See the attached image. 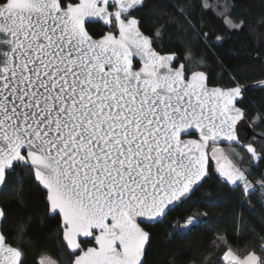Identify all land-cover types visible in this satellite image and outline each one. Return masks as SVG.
Here are the masks:
<instances>
[{
	"label": "snow or ice",
	"instance_id": "6c2138e0",
	"mask_svg": "<svg viewBox=\"0 0 264 264\" xmlns=\"http://www.w3.org/2000/svg\"><path fill=\"white\" fill-rule=\"evenodd\" d=\"M146 7L145 0H0V193L19 202L17 180L42 192L68 264H146L148 227L191 198L213 175V161L242 204L260 192L264 209V174L252 179L249 170L264 162V144L244 146L249 168L213 147L221 138L239 142L236 125L247 112L238 103L250 86L235 78L215 84L202 69L198 45L210 48L212 39L190 13L212 7L158 3L150 7L163 12L150 30L137 15ZM232 12L228 0L217 6L225 29L244 30L246 19ZM173 29L185 38L182 50L162 52L157 41ZM251 87L264 91V79ZM255 119L264 122V112ZM190 130L198 138L186 139ZM8 218L0 207V264H28ZM30 227V216L16 218L19 237ZM258 228L251 231L259 240L244 250L218 234L213 246L225 249L216 264H264V222ZM38 264L59 262L44 255Z\"/></svg>",
	"mask_w": 264,
	"mask_h": 264
},
{
	"label": "trees",
	"instance_id": "16d2710c",
	"mask_svg": "<svg viewBox=\"0 0 264 264\" xmlns=\"http://www.w3.org/2000/svg\"><path fill=\"white\" fill-rule=\"evenodd\" d=\"M178 0H145V10L137 12L143 18L145 29H152L158 14L163 9H152L158 3H163L171 9V4ZM189 4H201L204 0H179ZM212 10L200 7L192 9L190 15L199 21V26L209 31L212 46L205 48L198 45L202 57V69L210 76L215 84L229 85L233 78L242 84L249 85L248 91L238 103L247 112V122L250 124L253 136L244 144H223L227 151L233 153L237 162L243 168H249L247 159V144L262 145L264 140V122L255 119L258 113L264 112V91L251 87L257 79H264V0H228L232 6V15L244 18L247 26L244 30H228L220 23L216 14L217 6L224 0H206ZM176 29L163 35L158 41L162 52L182 50L183 36L176 35ZM187 31V29H185ZM221 37L217 40L216 37ZM244 157L241 164L240 158ZM252 179L264 174V162H251L249 169ZM20 181L15 182L17 191H21L23 198L17 202V197L0 195V204L9 213L5 222L13 230L21 245H26L28 264H38L43 255L56 259L59 264H68L65 253L59 249L58 241L54 238L55 221L49 220L44 214L42 192L31 183L20 187ZM11 191V188L9 189ZM260 199V192L254 194L252 205L241 203L238 189L224 184L217 179L213 167V175L199 187L190 199L184 200L170 210L158 223L150 225L151 242L147 247L146 264H201L202 261L216 264L222 257L225 245L220 243L213 246L218 234L227 238L228 245L233 249L244 250L259 240L251 229L257 228L264 222V209L256 203ZM253 208L254 211L249 209ZM31 217V227L28 235L22 238L14 231L17 217ZM190 217H198L196 223L188 229L182 224Z\"/></svg>",
	"mask_w": 264,
	"mask_h": 264
},
{
	"label": "water",
	"instance_id": "95a60500",
	"mask_svg": "<svg viewBox=\"0 0 264 264\" xmlns=\"http://www.w3.org/2000/svg\"><path fill=\"white\" fill-rule=\"evenodd\" d=\"M243 98V97H242ZM236 127H237V133H238V141L239 142H229V141H226V140H224L223 138H221V140L220 141H218L217 143H227V144H244L245 142H247L249 139H250V137L251 136H253V131H252V128H251V126H250V124L247 122V119H246V117L244 118V119H242L241 121H239L238 123H237V125H236ZM190 131H192V135H190V136H187V137H185L186 139H189V138H198V137H195L194 136V134H198V132L197 131H195V130H190ZM0 195H1V193H0ZM180 202H175L174 203V205H171V206H169V210H168V212L170 211V210H172L176 205H178ZM0 207H2L1 206V204H0ZM167 212V213H168ZM165 217V216H164ZM163 217V218H164ZM163 218H161V219H158L157 221H155V222H152L150 225H154V224H156V223H158V222H160ZM148 247V245H146V248Z\"/></svg>",
	"mask_w": 264,
	"mask_h": 264
},
{
	"label": "built area",
	"instance_id": "2783aa9c",
	"mask_svg": "<svg viewBox=\"0 0 264 264\" xmlns=\"http://www.w3.org/2000/svg\"><path fill=\"white\" fill-rule=\"evenodd\" d=\"M213 147H219L221 149L222 152L226 153L229 158L231 159V161L236 164L237 166H240L242 167L227 151L226 147L221 144V143H217L216 145H213ZM212 167H214V169H216V165H215V162L213 161V164H212ZM243 168V167H242ZM189 220V218L182 224V228L183 229H188L191 225H186V222ZM197 221V220H196ZM195 221V223H196ZM193 225V224H192Z\"/></svg>",
	"mask_w": 264,
	"mask_h": 264
},
{
	"label": "rangeland",
	"instance_id": "374dc122",
	"mask_svg": "<svg viewBox=\"0 0 264 264\" xmlns=\"http://www.w3.org/2000/svg\"><path fill=\"white\" fill-rule=\"evenodd\" d=\"M235 160H236V158H235V156H234V154L233 153H230V152H228ZM221 154H222V157H224V158H226L227 160H231L230 158H229V156L226 154V153H224V152H222L221 151ZM237 161V160H236ZM221 162L222 163H224V162H226L224 159H222L221 160ZM44 256V255H43ZM46 256H48V255H46ZM50 257V256H49ZM52 258V257H51ZM53 260H56V259H54V258H52Z\"/></svg>",
	"mask_w": 264,
	"mask_h": 264
},
{
	"label": "flooded vegetation",
	"instance_id": "af4514ba",
	"mask_svg": "<svg viewBox=\"0 0 264 264\" xmlns=\"http://www.w3.org/2000/svg\"><path fill=\"white\" fill-rule=\"evenodd\" d=\"M195 137H198V134H194Z\"/></svg>",
	"mask_w": 264,
	"mask_h": 264
}]
</instances>
